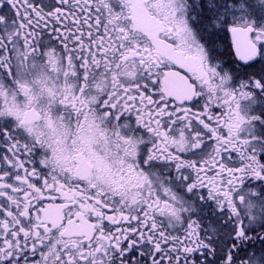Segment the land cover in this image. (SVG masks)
Instances as JSON below:
<instances>
[{
    "label": "snow or ice",
    "instance_id": "6c2138e0",
    "mask_svg": "<svg viewBox=\"0 0 264 264\" xmlns=\"http://www.w3.org/2000/svg\"><path fill=\"white\" fill-rule=\"evenodd\" d=\"M0 264H264V0H0Z\"/></svg>",
    "mask_w": 264,
    "mask_h": 264
}]
</instances>
